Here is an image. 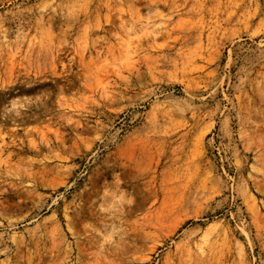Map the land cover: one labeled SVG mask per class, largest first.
I'll return each instance as SVG.
<instances>
[{
	"label": "rangeland",
	"instance_id": "rangeland-1",
	"mask_svg": "<svg viewBox=\"0 0 264 264\" xmlns=\"http://www.w3.org/2000/svg\"><path fill=\"white\" fill-rule=\"evenodd\" d=\"M207 263L264 264V0H0V264Z\"/></svg>",
	"mask_w": 264,
	"mask_h": 264
},
{
	"label": "bare ground",
	"instance_id": "bare-ground-1",
	"mask_svg": "<svg viewBox=\"0 0 264 264\" xmlns=\"http://www.w3.org/2000/svg\"><path fill=\"white\" fill-rule=\"evenodd\" d=\"M197 246V245H196ZM212 248V247H211ZM187 250V249H186ZM190 250V249H189ZM180 251V250H179ZM190 252V251H189ZM193 253H195V251L193 252ZM205 254V253H204ZM193 256V255H192ZM203 256V255H202ZM186 257V256H185ZM194 257V256H193ZM201 257V256H200ZM174 259V258H173ZM208 259H209V257H208ZM196 260V259H195ZM169 262H170V260H169ZM186 262V261H185ZM212 262V261H211ZM200 263V262H199ZM209 263V262H208ZM207 263V264H208Z\"/></svg>",
	"mask_w": 264,
	"mask_h": 264
}]
</instances>
